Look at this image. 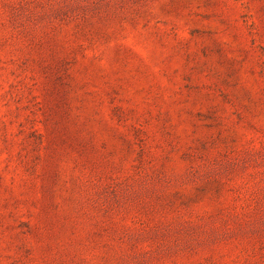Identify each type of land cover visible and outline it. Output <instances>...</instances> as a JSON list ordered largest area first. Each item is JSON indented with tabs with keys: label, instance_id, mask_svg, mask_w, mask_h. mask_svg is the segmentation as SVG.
<instances>
[{
	"label": "rangeland",
	"instance_id": "rangeland-1",
	"mask_svg": "<svg viewBox=\"0 0 264 264\" xmlns=\"http://www.w3.org/2000/svg\"><path fill=\"white\" fill-rule=\"evenodd\" d=\"M0 264H264V0H0Z\"/></svg>",
	"mask_w": 264,
	"mask_h": 264
}]
</instances>
